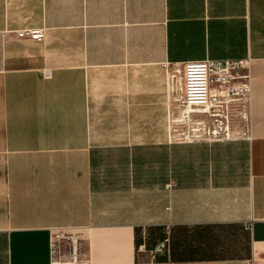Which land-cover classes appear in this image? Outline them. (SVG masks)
<instances>
[{
	"label": "crops",
	"instance_id": "1",
	"mask_svg": "<svg viewBox=\"0 0 264 264\" xmlns=\"http://www.w3.org/2000/svg\"><path fill=\"white\" fill-rule=\"evenodd\" d=\"M207 60L249 62V141L175 143L162 64ZM58 229L81 264H264V0H0V264Z\"/></svg>",
	"mask_w": 264,
	"mask_h": 264
},
{
	"label": "built area",
	"instance_id": "2",
	"mask_svg": "<svg viewBox=\"0 0 264 264\" xmlns=\"http://www.w3.org/2000/svg\"><path fill=\"white\" fill-rule=\"evenodd\" d=\"M17 37L41 42L43 31H19ZM162 68L182 123L172 121L169 127L176 144L210 145L250 140L248 61H191L175 67L164 63ZM82 237L64 229L54 230L50 240V264H81ZM155 254L162 256V249H156Z\"/></svg>",
	"mask_w": 264,
	"mask_h": 264
},
{
	"label": "rangeland",
	"instance_id": "3",
	"mask_svg": "<svg viewBox=\"0 0 264 264\" xmlns=\"http://www.w3.org/2000/svg\"><path fill=\"white\" fill-rule=\"evenodd\" d=\"M174 103V102H173ZM168 124L170 125L172 121H178V124H182L179 116V108L177 104H174L170 114L168 115ZM17 120H19V123L17 124ZM3 121H4V126H3V131L4 134L10 135V134H15L21 137H26V134L28 132H32V126L26 123V120L23 118H18L16 119L15 117L11 116L9 112L4 114L3 112ZM183 129V128H182ZM241 142V141H238ZM26 141L22 140L20 141V147L26 145ZM228 143V142H226ZM225 143V144H226ZM16 143L14 142H6L4 143L5 150H11L13 146H15ZM7 161V158H6ZM148 232L146 230H142L141 233V250L144 251L145 253L150 250V247L153 248L154 250L161 248L163 251V255H169L170 250H171V235H170V228L165 229L163 231H159L156 233L154 236L153 234L148 236ZM163 237V238H162Z\"/></svg>",
	"mask_w": 264,
	"mask_h": 264
}]
</instances>
